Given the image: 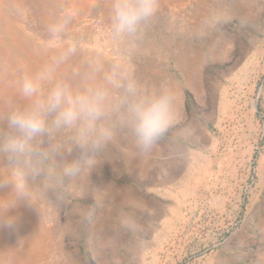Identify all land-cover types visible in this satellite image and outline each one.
<instances>
[{"label":"rangeland","instance_id":"rangeland-1","mask_svg":"<svg viewBox=\"0 0 264 264\" xmlns=\"http://www.w3.org/2000/svg\"><path fill=\"white\" fill-rule=\"evenodd\" d=\"M111 2L0 0V133L27 104L11 95L18 81L70 46L58 79L78 86L97 61L120 60L145 92H174L178 122L143 157L118 131L69 183L65 206L39 188L18 200L0 160V264L29 251V264H264V0H157L148 29L119 52ZM68 12L50 45L48 26ZM53 139L63 145L67 134Z\"/></svg>","mask_w":264,"mask_h":264},{"label":"clouds","instance_id":"clouds-1","mask_svg":"<svg viewBox=\"0 0 264 264\" xmlns=\"http://www.w3.org/2000/svg\"><path fill=\"white\" fill-rule=\"evenodd\" d=\"M156 12L157 0H112L107 33L116 50L139 39ZM71 20L68 12L48 26L50 45L62 38ZM75 52L74 46L68 47L18 81V92L27 104L8 112L6 131L0 133V160L10 170L18 200L27 201L31 189L39 188L57 206H65L71 203L69 183L93 168L118 131L128 134L134 154L143 157L153 153L178 122L174 92L166 86L145 92L120 60L107 67L97 61L78 86L58 79L57 68ZM63 134H67L66 143L55 144L53 138ZM170 147L177 154L182 150L176 139ZM57 157L62 161L59 165ZM81 212L85 217L92 215L88 208ZM3 222L8 227L15 224L11 217Z\"/></svg>","mask_w":264,"mask_h":264},{"label":"bare ground","instance_id":"bare-ground-1","mask_svg":"<svg viewBox=\"0 0 264 264\" xmlns=\"http://www.w3.org/2000/svg\"><path fill=\"white\" fill-rule=\"evenodd\" d=\"M18 65V64H17ZM11 95H12V97L13 98H17V99H23V97L15 90V91H13L12 93H11ZM1 223H3L2 221H1ZM1 226V225H0ZM4 226H5V224H4ZM7 227V226H6ZM0 228H2V227H0ZM2 230H4V227H3V229ZM2 233V232H1ZM30 239V238H29ZM25 242H27V241H25ZM11 248V247H10ZM35 252L34 251H29V253L27 254V256L26 257H24V259L23 258H19V256H17V254L16 253H14L12 256H10V258H9V261L8 262H6L7 264H16V260H18V262H17V264H29V262H30V260H32L33 258H36L35 257ZM35 260V259H34ZM34 263V262H33Z\"/></svg>","mask_w":264,"mask_h":264}]
</instances>
